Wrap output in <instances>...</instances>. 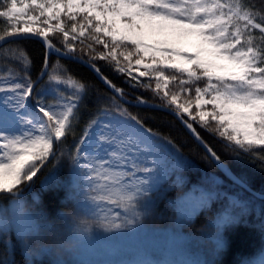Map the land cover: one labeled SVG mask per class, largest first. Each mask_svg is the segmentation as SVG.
<instances>
[{
  "label": "snow or ice",
  "instance_id": "snow-or-ice-1",
  "mask_svg": "<svg viewBox=\"0 0 264 264\" xmlns=\"http://www.w3.org/2000/svg\"><path fill=\"white\" fill-rule=\"evenodd\" d=\"M62 14L71 21L67 28ZM25 16L27 21L20 27ZM0 18L5 25L0 27V48L7 60L20 65L0 70V196L14 205L10 218L7 209L0 210V235L7 238L6 244L15 233L25 253H30L32 243L41 241L45 230L54 242L64 243L54 225L40 212L27 211L20 197L39 179L38 174L55 168L64 158L61 146L74 135L79 122L87 86L59 65L47 72L48 54L76 52V42L84 45L81 53L87 48L90 66L121 97L124 90L104 77L92 61L104 60L150 89L161 101L160 107L173 112L219 165L221 157L185 114L226 141L238 157H251L264 165V0H0ZM37 23L44 26H32ZM50 33H60L63 50L49 38ZM32 38H39L47 49L44 67L49 83L63 86L54 90V103L43 96L29 103L34 92L28 74L31 59L23 49L7 47ZM86 40L91 43L85 44ZM185 42L196 48L194 56L177 47ZM94 45H102L104 51L97 52ZM133 57L135 65L145 69L139 76L149 80L132 76ZM171 82L175 91L169 90ZM138 103L148 102L141 97ZM208 105L211 109L205 110ZM90 139L96 144L92 152L86 150ZM177 153L170 137L147 128L127 108L117 106L106 122L90 121L75 154L68 153L72 186L78 188L81 181L87 186L92 217L73 227L74 243L94 242V228L108 235L135 230L142 223L147 198L179 166ZM233 179L241 187L247 184L245 177ZM49 180L53 189L58 187L54 173ZM232 207L233 211L213 218L217 251L226 245L225 231L243 220L237 211L240 205L232 201ZM0 264L12 262L0 259ZM245 264H264V250Z\"/></svg>",
  "mask_w": 264,
  "mask_h": 264
},
{
  "label": "trees",
  "instance_id": "trees-1",
  "mask_svg": "<svg viewBox=\"0 0 264 264\" xmlns=\"http://www.w3.org/2000/svg\"><path fill=\"white\" fill-rule=\"evenodd\" d=\"M61 19L64 20L67 28L71 21H68L64 15ZM80 19L81 16H78L77 20ZM55 23L56 21L53 25ZM4 26L0 18V27ZM19 26L22 27V24ZM49 38L57 47L63 49L59 43L62 38L60 33H50ZM104 39L109 38L104 37ZM88 43L91 41L86 40L85 44ZM7 47L23 49L27 53L31 59L28 74L35 83L45 68L46 49L44 45L36 39H24L18 44H9ZM82 47L84 45L76 42L77 51L72 53L89 60V56L85 54L88 51L87 48L84 49V53L80 52ZM94 47L97 52L104 51L102 45H94ZM132 59L135 60L136 57ZM92 62L117 88L124 90L126 97L133 100L142 97L144 100L161 104L150 89L140 86L126 73L114 70L113 66L104 60L97 59ZM9 65L20 68L15 61L7 60L3 48H0V70ZM48 65L47 72H50L53 66L59 65L87 86L80 105V119L75 127V133L67 138L60 149L65 153L64 158L55 168L49 167L43 175L38 174L39 179L22 193L28 198L37 197L39 208L46 213L48 218L59 221L63 214L71 213L76 209L75 189L72 186L73 165L68 153L75 154V146L90 121L112 117L115 115L116 107L121 106L141 118L147 128L170 137L178 149L179 166L170 172L155 192L150 194L152 208L159 218L165 220L178 218L179 200L194 188L213 193L209 205L203 206L192 220L181 222V232L185 235L187 244L196 257L204 264H245V261L256 258L264 250V199L228 180L173 116L160 110L122 103L89 69L81 64L50 55ZM165 74L170 75L171 73L166 71ZM151 82L154 87L155 83ZM174 84L175 82L170 84V91L176 90ZM57 87L59 86L49 83L46 73L34 90L32 103L34 104L35 98L39 96L45 97L49 103H54L52 94ZM192 111L195 114L197 110L193 107ZM185 119L188 118L185 117ZM188 120L194 124L204 141L217 152L221 160L228 164L238 177H245L247 184L253 190L264 193V165L259 160L243 155L238 157L233 148L227 146L226 141L201 128L190 119ZM50 173H54L58 181V187L55 189L51 187ZM232 201L240 205L237 211L242 215L243 220L240 224L225 231L226 245L222 250L217 251L214 242L216 229L212 227V221L214 217L224 212L233 211ZM9 203L10 200L0 196V206ZM6 246L8 251L5 250ZM0 259H7L12 264H53L47 260L32 262L17 247L10 250L6 244V237L2 235H0Z\"/></svg>",
  "mask_w": 264,
  "mask_h": 264
},
{
  "label": "rangeland",
  "instance_id": "rangeland-1",
  "mask_svg": "<svg viewBox=\"0 0 264 264\" xmlns=\"http://www.w3.org/2000/svg\"><path fill=\"white\" fill-rule=\"evenodd\" d=\"M26 21L27 17L25 16L21 21L22 27ZM53 22L51 23L53 24ZM32 26L42 27L44 25L37 23ZM177 47L188 55L194 56L196 54V48L191 43L185 42L178 44ZM149 62L150 60L146 58L145 63ZM140 71H145L144 67L135 65L133 62L132 76L137 77L140 81L149 80V77L139 76ZM152 81L155 83L154 79ZM172 83H169V87ZM59 87L63 88L62 85ZM181 102H183V99H181ZM210 109L211 106L208 105L205 110ZM185 116L189 118L187 114ZM100 121L106 122V119ZM95 147V142L90 139L86 145V150L92 152ZM170 172L164 179L169 176ZM87 194L88 188L81 181L80 186L75 188L76 209L71 213L63 214L59 221L48 218L46 213L39 208L37 197L28 198L26 195H21L20 199L25 209L30 212L38 211L46 217L48 224L54 225L57 234L64 243L61 245L54 242L52 234L45 230L44 238L41 241H34L32 251L25 253L15 233H12L10 234L11 242L7 243L10 250L17 247L32 262L47 260L53 264H138L141 261H150L154 264H169V262L181 261L202 262L190 250L186 237L181 232V222L192 220L203 206L209 205L213 193L194 188L179 200V217L166 220L156 215L149 196L142 208V223L135 230L108 235L94 228L96 234L94 242L84 241L80 245H76L72 239L74 235L73 227L81 220L92 219ZM13 207L14 205L10 201L8 205L0 206V210L7 209V215L10 218ZM46 248L48 250H45Z\"/></svg>",
  "mask_w": 264,
  "mask_h": 264
},
{
  "label": "water",
  "instance_id": "water-1",
  "mask_svg": "<svg viewBox=\"0 0 264 264\" xmlns=\"http://www.w3.org/2000/svg\"><path fill=\"white\" fill-rule=\"evenodd\" d=\"M20 35H23V34H20ZM7 39L9 40H12L13 38L12 37H8ZM32 39H36L38 41H40L43 45L44 43L39 39V38H32ZM45 47V45H44ZM46 49V48H45ZM63 50V49H62ZM46 52H47V49H46ZM50 55H55L59 58H62V59H66V60H69V61H73V62H76L78 64H81L83 65L84 67H86L87 69H89L97 78L98 80L114 95L116 96L122 103L124 104H127V105H131V106H136V107H141V108H146V109H152V110H160V111H163L165 113H168L170 114L171 116H173L183 127L184 129L186 130V132L190 135V137L198 144V146L205 152V154L210 158V160H212V162L220 169V171L223 173V175L228 179L230 180L232 183L240 186L239 184L235 183L234 182V177H238L234 172L233 170L231 169V167L226 164L225 162H223L222 166L219 165L214 159H212V157L207 154V152L205 151L204 147L191 135V133L186 129V127L183 125V123L180 121V119L173 113L171 112L169 109L167 108H162L160 107V103H155V102H151V101H147L148 103L146 104H140L138 103V100H133V99H130L128 97H126L125 95L123 97H121L118 93H116L108 84L105 83V81L101 78V75L96 73L94 71V69L90 66V63L88 62V60L80 57V56H77V55H74L72 52L70 53H65L63 55L59 54V53H56V52H51L50 54H48V61H49V57ZM43 75L41 74V76L37 79V81L34 83V90L37 86V84L45 77L46 75V70L44 68V71H43ZM102 73V72H101ZM102 75L104 77H106L103 73ZM108 79V78H107ZM109 80V79H108ZM113 84V83H112ZM34 93V92H33ZM32 97H33V94H32ZM32 97L30 98L29 100V103L30 104H33L32 103ZM204 140V139H203ZM206 143V142H205ZM35 179V178H34ZM241 187V186H240ZM244 189H246L248 192L256 195L257 197L261 198V199H264V193H260V192H257L255 190H253L248 184H246L245 187H242Z\"/></svg>",
  "mask_w": 264,
  "mask_h": 264
}]
</instances>
